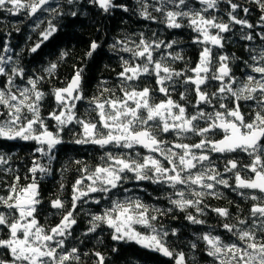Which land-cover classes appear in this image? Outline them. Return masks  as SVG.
<instances>
[{
  "label": "snow or ice",
  "instance_id": "snow-or-ice-1",
  "mask_svg": "<svg viewBox=\"0 0 264 264\" xmlns=\"http://www.w3.org/2000/svg\"><path fill=\"white\" fill-rule=\"evenodd\" d=\"M197 2L202 6L199 9L194 8L189 0H155L152 5L148 0H136L139 14L144 19L155 21L157 17L152 12H159L163 15L160 22L168 28L188 27L196 33L193 43L202 47L194 68L177 71L167 63L169 60L173 63L183 61L181 52H165L154 58V53L162 48L173 49L179 43L177 40L149 39L143 32L139 33L138 42L131 37L117 40L110 47L129 54L127 59L120 57L122 70L117 74L120 95L117 96L113 88L101 86L99 95L86 98L81 86L83 68H79L65 87L53 89L57 107L48 113L47 118L41 115V103L46 94L38 87L43 77H29L27 86L20 87L16 79L23 80L24 69L15 65L8 67L12 57L5 59L0 55V76L6 78V86L0 88V109H3L0 117H4L0 119V140L34 141L38 145L35 153L48 160V165L40 163L39 159L34 160L28 169L31 183L20 185V176L17 175L8 186L7 194L0 196V208L3 209L0 211V234L6 236H0V249H6L11 256L10 261L0 260V264H79V249L66 248L65 242L77 223L73 214L78 204L89 200L96 205L107 201L108 206L103 207L100 213L91 214L90 227L83 235L95 233L106 225L112 230L114 241H134L173 258L175 264H186L183 252H175L167 246L169 233L162 228L157 229L154 224L158 215L171 212V208H154L135 196L112 198L114 190L130 192L131 189L123 187L130 181L165 184L175 190L173 195L178 197L173 199L169 195L170 204L181 211L195 208L198 213L204 211L201 205L205 197L219 198L222 195L217 190L218 186L233 191L251 190L252 194L238 193L254 202L249 216H236L233 217L235 224H223V228L236 237L235 242L226 243L219 236L210 234L203 235L201 239L206 242L207 255L213 258L214 264H264V47L246 48V51L256 54L250 56L253 63L246 60L243 63L252 73L259 75L247 74L245 80L234 87L237 78L230 65L239 58L235 54L218 53L214 60L213 49L224 48L223 34L231 32L232 25H240L242 30L254 28L248 20L240 19L236 14L238 10L247 14L249 9L233 0ZM221 2L229 6L227 22L216 15H207L210 11H219ZM251 2L264 12V0ZM67 3L78 4L79 0H67ZM89 3L97 5L105 13L114 8L129 11L126 5L116 4L114 0H89ZM49 5L50 0H0V11L10 14L25 11L30 16L41 10L57 11ZM150 7L152 11H149ZM70 15L76 16L77 12L72 11ZM260 19V26L264 27V15ZM56 31V26L49 21L41 33V41L30 52H37ZM257 35L264 41V32ZM240 39L253 41L254 37L249 32L242 34ZM99 47L93 41L85 55L92 57ZM3 51L8 53L11 49L5 45ZM67 55L62 52L61 59ZM56 68L57 64L53 63L45 71L52 74ZM149 77H155L156 87H140L142 78ZM106 83L102 82V85ZM177 86L184 89L180 92L179 101L172 98ZM190 92L196 96L191 113L187 107ZM155 93L162 94L164 98L155 102ZM85 100L88 108L84 115H77V104ZM241 102H252L255 110L242 112ZM209 108L211 111L207 110ZM92 113H95V119L90 118ZM46 119L55 121V132L49 130ZM69 125L81 128L78 138L73 141L76 144L97 145L101 149L111 146L128 151H105L100 163L92 168L82 161H74L82 166L77 169L80 177L72 186L71 207L66 209V202L59 196L52 200L51 207L61 210V220L56 226L46 228L36 218L38 206L42 203L37 173L51 174L50 165L56 159L53 150L64 143L61 134ZM164 134H171L174 139H163ZM218 136L219 139L216 138ZM191 137H199L198 142H183ZM138 147L147 149L149 154L141 156L139 151H135ZM233 153L247 154L250 163L240 164L236 159H228L227 154ZM213 154L225 156L223 172L213 161ZM10 160L11 156L0 153V165H6ZM242 171L253 175L246 178L241 175ZM225 173L232 174L234 185L225 178ZM63 187L61 184V190ZM212 210L225 219L230 216L227 208ZM186 219L193 224L205 223L191 214ZM135 225L151 231L141 233ZM176 233L177 230L173 229L171 234ZM191 247L195 249L196 243ZM94 255L97 264H105V257L100 252Z\"/></svg>",
  "mask_w": 264,
  "mask_h": 264
},
{
  "label": "trees",
  "instance_id": "trees-1",
  "mask_svg": "<svg viewBox=\"0 0 264 264\" xmlns=\"http://www.w3.org/2000/svg\"><path fill=\"white\" fill-rule=\"evenodd\" d=\"M194 8L202 7L197 0H189ZM243 7H247L249 12L245 14L242 11L236 13L240 19H246L254 25L253 29H241L240 25H232V31L224 33V48L213 49V59L216 55L227 53L229 56L235 54L236 59L230 65L233 73L237 78L238 86L241 81L245 80L247 74L258 77L259 74L252 73L251 69L246 67L243 61L253 63L250 59V53L246 48L259 49L264 47V41L260 40L258 33L264 32L261 25V16L264 12L251 0H233ZM116 4H123L129 8L128 12L120 8H114L110 12L105 13L95 4L89 3V0H79L78 4H68L67 0H54L50 2V7L56 9V12L39 11L34 16H30L27 12L21 11L19 14H10L7 11H0V55L12 57L13 65L24 69V78L16 79V84L20 87L27 86L26 81L29 77H43L38 87L46 94L45 99L41 103V115L45 118L48 113L55 110L57 105L52 94L53 89L65 87L72 79L75 70L83 68L82 73V89L86 98L99 95L101 86L113 88L116 95H120L117 74L121 69V59L129 57L128 53L120 52L118 49H112L110 46L117 40H124L131 37L135 41H139V33L143 32L146 38L163 40L165 42L177 40L179 43L173 49H161L154 53V58H158L165 52H181L184 56L183 61H167L177 71H183L188 68H194L199 60L201 45L194 44L193 38L196 35L190 28L182 27L180 29H170L166 24L161 23L163 19L162 13L152 12L157 20L150 21L140 16L139 5L136 0H114ZM149 5L155 3V0H148ZM46 6V7H49ZM171 7V6H170ZM229 6L223 2L219 5V11L209 12L207 15H216L222 18L224 22L228 21L227 12ZM76 11L77 15L72 16L70 13ZM149 11H152L151 7ZM57 13H63L58 15ZM51 21L56 26L57 31L44 41L37 52L32 53L30 49L40 42L41 33L48 27ZM186 24L187 21H184ZM251 33L254 37L253 41L241 40L240 36L245 33ZM155 34V35H154ZM95 41L100 47L93 53L92 57L85 54L89 50L90 44ZM7 45L11 51L5 53L3 51ZM182 50V51H181ZM66 52L68 55L61 59V53ZM57 64V68L52 74L45 71L51 64ZM107 82L102 85V82ZM140 87L149 86L155 88V77L142 78ZM6 86V78L0 76V88ZM183 87L177 86V90L173 93V99L179 101L180 92ZM214 90V88H213ZM15 91V89H13ZM108 96V93L104 94ZM154 101L159 102L164 97L160 93L154 94ZM188 111H193L192 104L195 103L196 96L194 92L187 95ZM181 103H184L181 101ZM242 103V112L248 113L254 111L252 102ZM88 108L87 101H81L77 104V115H84L85 109ZM3 109H0L2 111ZM211 111V109H207ZM4 117H0L3 119ZM95 119V113L91 114ZM247 118V117H246ZM46 123L50 131H56L55 121L46 119ZM81 132L79 125H69L61 134L64 143L58 145L53 150L56 157L52 161L50 168L51 174L37 173V180L40 185V197L42 203L38 206L36 218L40 224L47 227H54L60 223L61 210L51 207V201L58 196L66 202V209L71 207L72 186L80 177L77 171L82 165H77L74 161L79 160L86 163L89 168L95 167L100 163V157L105 151H113L119 153L128 151L124 149H113L109 146L107 149H101L97 145H79L73 141L78 138ZM219 139L220 137H216ZM193 143L198 142L199 137H193ZM38 145L34 141L23 140H0V153L11 156V160L6 165H0V196L7 194V188L14 182L15 176H20V185L31 183V174L28 169L32 166V162L39 159L40 163L48 165L47 157H40L35 153ZM139 151L141 156H145V151L139 147L135 150ZM228 159H236L240 164H249L250 157L245 153L227 154ZM213 161L220 170L224 167L225 156H213ZM7 169H11L8 171ZM221 171V170H220ZM244 177H251L250 172L242 171ZM27 177V179L25 178ZM230 182L234 183V178ZM87 183V182H86ZM61 184L64 185L61 190ZM124 188L131 189L125 193L123 190H114L113 199L119 197L123 199L126 195L139 197L146 205L154 208L167 210L172 209L164 215H158L154 222L157 229H163L169 233L167 237V246L175 252H183L185 254L186 264H214L212 257L207 255V244L201 239L205 234L219 236L224 242L231 243L236 241V237L228 233L224 228V223L235 224L233 217L239 216L245 218L249 216V210L253 205V201L238 197L218 188L222 194L219 198L205 197L201 207L203 213H198L195 208H188L184 211L176 208L169 203L167 197L173 195L174 191L170 187L158 186L148 181H130L123 185ZM159 187V188H157ZM179 187V186H178ZM246 193V191H245ZM248 194H252L251 192ZM259 195V193H255ZM98 196L99 194H92ZM88 199V198H85ZM210 208H227L230 212L229 218L219 216L216 212L210 215L206 213ZM108 206L107 201H102L101 205H96L89 200L88 203L80 202L76 212L73 214L77 223L72 227V235L65 242L66 248L76 247L79 249L81 259L79 264H97L95 252H100L105 257V264H175L173 258L166 259L161 257L157 251L140 246L132 241H114L112 239V230L106 225H102L95 233L83 235L90 227L89 221L91 214L100 213L103 207ZM0 211H3L0 208ZM196 216L198 219L205 221L203 224H193L187 215ZM139 226V225H138ZM146 233L145 227H140ZM176 229V235H172V230ZM3 236V234H0ZM6 238V236H3ZM192 243H196L197 247L193 249ZM115 249V250H114ZM87 253V255H84ZM0 260L10 261L11 256L6 249H0Z\"/></svg>",
  "mask_w": 264,
  "mask_h": 264
},
{
  "label": "flooded vegetation",
  "instance_id": "flooded-vegetation-1",
  "mask_svg": "<svg viewBox=\"0 0 264 264\" xmlns=\"http://www.w3.org/2000/svg\"><path fill=\"white\" fill-rule=\"evenodd\" d=\"M163 139H166V140H169V141H172L173 139H174V137L171 135V134H164V136L162 137ZM193 137H191L190 139H186V140H184L183 142H185V143H193V140L194 139H192ZM145 151V153L144 154H149L148 153V151L147 150H144ZM215 154H213V156H214ZM220 156H222V155H220ZM167 166V165H166ZM223 169H224V167H221L220 168V170H221V172H223ZM231 177H232V174L231 173H225V178H229V182H230V180H231ZM230 184H233L234 185V183H232V182H230ZM218 188H221V189H225V190H227V192H230V193H232V194H237V196L238 197H242L241 195H239L238 193L240 192V191H243V192H245L246 191V194H248V193H252V191L251 190H247V189H243V190H237V191H233L231 188H224L223 186H218ZM205 203V202H204ZM205 205H208L209 206V204H208V202L205 204ZM212 212H214L213 210H212V208H210V206H209V209H207V211H206V213L207 214H211Z\"/></svg>",
  "mask_w": 264,
  "mask_h": 264
},
{
  "label": "rangeland",
  "instance_id": "rangeland-1",
  "mask_svg": "<svg viewBox=\"0 0 264 264\" xmlns=\"http://www.w3.org/2000/svg\"><path fill=\"white\" fill-rule=\"evenodd\" d=\"M145 155H147V154H145ZM135 228H136V230L137 231H140L141 233H146L143 229H139L140 227H144V226H141V225H135L134 226ZM146 230L148 231V233L151 231L150 229H148V228H146ZM132 242H134V241H132ZM135 243V242H134ZM141 246V245H140Z\"/></svg>",
  "mask_w": 264,
  "mask_h": 264
},
{
  "label": "water",
  "instance_id": "water-1",
  "mask_svg": "<svg viewBox=\"0 0 264 264\" xmlns=\"http://www.w3.org/2000/svg\"><path fill=\"white\" fill-rule=\"evenodd\" d=\"M52 1H54V0H50V2H52ZM142 149H143V148H142ZM160 255H161L163 258L171 259V258H169V257L164 256L162 253H160Z\"/></svg>",
  "mask_w": 264,
  "mask_h": 264
},
{
  "label": "bare ground",
  "instance_id": "bare-ground-1",
  "mask_svg": "<svg viewBox=\"0 0 264 264\" xmlns=\"http://www.w3.org/2000/svg\"><path fill=\"white\" fill-rule=\"evenodd\" d=\"M153 184V183H152ZM158 186L160 187H162V186H165V187H167V185H165V184H158ZM159 187H157V188H159ZM120 242H123V240H121Z\"/></svg>",
  "mask_w": 264,
  "mask_h": 264
}]
</instances>
